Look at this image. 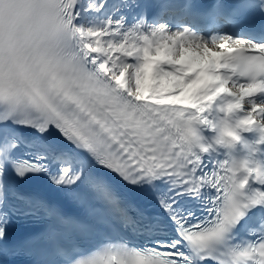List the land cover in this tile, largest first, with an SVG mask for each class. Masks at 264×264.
I'll list each match as a JSON object with an SVG mask.
<instances>
[{
    "label": "snow or ice",
    "instance_id": "1",
    "mask_svg": "<svg viewBox=\"0 0 264 264\" xmlns=\"http://www.w3.org/2000/svg\"><path fill=\"white\" fill-rule=\"evenodd\" d=\"M0 264H264V0H0Z\"/></svg>",
    "mask_w": 264,
    "mask_h": 264
},
{
    "label": "bare ground",
    "instance_id": "2",
    "mask_svg": "<svg viewBox=\"0 0 264 264\" xmlns=\"http://www.w3.org/2000/svg\"><path fill=\"white\" fill-rule=\"evenodd\" d=\"M145 87H146V89H147V87H148V84H147V83H146ZM229 87H231V86L229 85Z\"/></svg>",
    "mask_w": 264,
    "mask_h": 264
}]
</instances>
